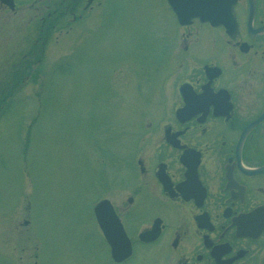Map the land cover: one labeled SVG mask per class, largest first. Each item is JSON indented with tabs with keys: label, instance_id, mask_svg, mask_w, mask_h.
I'll list each match as a JSON object with an SVG mask.
<instances>
[{
	"label": "rangeland",
	"instance_id": "374dc122",
	"mask_svg": "<svg viewBox=\"0 0 264 264\" xmlns=\"http://www.w3.org/2000/svg\"><path fill=\"white\" fill-rule=\"evenodd\" d=\"M13 2L0 1V264H113L93 206L125 204L111 184L210 52L184 48L164 0ZM139 248L126 264H158Z\"/></svg>",
	"mask_w": 264,
	"mask_h": 264
},
{
	"label": "flooded vegetation",
	"instance_id": "af4514ba",
	"mask_svg": "<svg viewBox=\"0 0 264 264\" xmlns=\"http://www.w3.org/2000/svg\"><path fill=\"white\" fill-rule=\"evenodd\" d=\"M251 2L235 1L230 35L198 20L176 28L211 59L178 82L160 139L136 149L138 169L111 184L127 193L110 200L133 257L144 247L158 264H264V0Z\"/></svg>",
	"mask_w": 264,
	"mask_h": 264
},
{
	"label": "water",
	"instance_id": "95a60500",
	"mask_svg": "<svg viewBox=\"0 0 264 264\" xmlns=\"http://www.w3.org/2000/svg\"><path fill=\"white\" fill-rule=\"evenodd\" d=\"M3 1H8V0H3ZM230 3L226 5V7H229ZM194 8H189L188 11L193 10ZM196 10V9H195ZM198 10V9H197ZM179 20L181 23H186V21H188V18L184 17L185 15H183L177 8H176ZM192 14H197L201 17L202 21H210L212 24H224L226 27L228 26V20L225 19L224 16H215L214 14L209 16L208 14H201L198 13V11H193ZM104 210L106 212L105 215H107L109 218H112V213L109 209V207L107 206V204H102L101 206L96 208V214L98 213V211ZM98 221L100 223V225L102 226V229L105 233L106 238L108 239V241L111 243V233L109 231V227L104 223L102 216H100L98 214Z\"/></svg>",
	"mask_w": 264,
	"mask_h": 264
}]
</instances>
